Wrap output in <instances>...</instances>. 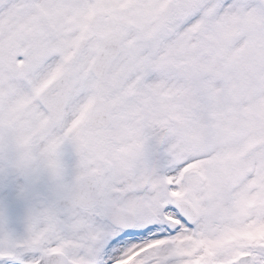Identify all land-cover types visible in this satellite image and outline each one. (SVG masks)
I'll return each instance as SVG.
<instances>
[{"label": "snow or ice", "instance_id": "6c2138e0", "mask_svg": "<svg viewBox=\"0 0 264 264\" xmlns=\"http://www.w3.org/2000/svg\"><path fill=\"white\" fill-rule=\"evenodd\" d=\"M0 264H264V0H0Z\"/></svg>", "mask_w": 264, "mask_h": 264}]
</instances>
